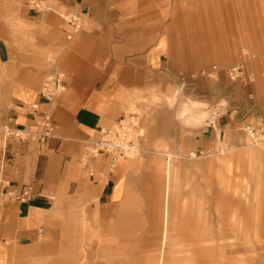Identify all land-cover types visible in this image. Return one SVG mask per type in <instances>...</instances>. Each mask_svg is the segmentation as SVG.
Instances as JSON below:
<instances>
[{"label": "crops", "instance_id": "1", "mask_svg": "<svg viewBox=\"0 0 264 264\" xmlns=\"http://www.w3.org/2000/svg\"><path fill=\"white\" fill-rule=\"evenodd\" d=\"M1 1L0 24L8 31L1 32L0 60L12 62L16 71L7 106L0 110V264H15L12 252L36 249L67 218L70 198L100 204L124 198L133 163L120 159L110 172L109 156L103 154L84 165L87 142L101 138L134 103L151 111L155 107L152 116L160 123L171 114L166 93L177 86L196 89V77L181 66L170 47L177 33L172 31L173 20L166 21L159 10L150 14L143 1L45 0L44 9L32 0ZM74 15L81 19L77 29ZM205 28L206 37H213L211 28ZM55 69L64 73L67 90L50 105L54 135L44 141L6 138L4 125H30L35 120L32 104L46 106L40 91L44 77ZM220 92L225 114L200 129L165 126L160 138H183L185 149L193 151L211 152L221 146L240 150L246 139L243 126L264 122V95L257 89L253 99L241 84L227 80ZM152 93L161 98L156 105L148 102ZM167 168L170 179V165ZM26 187L30 194L23 196ZM169 226L174 227V221L168 205L162 240L155 234L158 242L169 240Z\"/></svg>", "mask_w": 264, "mask_h": 264}, {"label": "rangeland", "instance_id": "2", "mask_svg": "<svg viewBox=\"0 0 264 264\" xmlns=\"http://www.w3.org/2000/svg\"><path fill=\"white\" fill-rule=\"evenodd\" d=\"M140 1L149 5L150 14L159 10L166 21L173 20L177 33L170 47L181 66L194 73L196 89L177 86L166 93L171 114L160 123L152 116L155 107L151 111L134 103L127 108L139 113L142 138L138 151L126 159L133 165L124 198L110 204L70 198L67 218L36 249L12 252L15 264H264L261 135L252 136L244 125L240 150L221 146L211 152L185 149L183 138H160L165 126L200 129L211 122L213 106L225 105L220 91L226 80L241 84L248 94L260 89L264 95V0H133ZM46 5L41 0L39 8ZM205 27L213 37H206ZM2 31L8 29L1 23L0 41ZM244 49L256 56L247 64L251 80L232 81L224 70L240 61ZM213 65L221 70L219 80L200 74ZM15 71L12 62L0 60V110L7 106ZM201 81L206 84L199 86ZM151 95L148 102L156 105L161 98ZM168 122L172 125H164ZM168 205L174 227L169 226L163 244L155 234L162 240Z\"/></svg>", "mask_w": 264, "mask_h": 264}, {"label": "built area", "instance_id": "3", "mask_svg": "<svg viewBox=\"0 0 264 264\" xmlns=\"http://www.w3.org/2000/svg\"><path fill=\"white\" fill-rule=\"evenodd\" d=\"M32 3L39 7L41 0H32ZM74 28L80 26L81 19L78 15L72 18ZM256 56L252 55L248 50L242 51V58L234 65L226 68L224 73L232 81H240L247 83L251 80V75L248 73L247 64ZM221 70L217 65H213L211 69H202L200 74L208 78L217 79ZM65 75L59 69H55L49 73L41 87L40 95L45 107L42 109L39 102L32 104L31 114L35 118L30 125L21 127L13 125H4L3 132L6 138L14 140L45 139L52 137L55 133V124L50 105L55 103L57 99L66 91L67 83ZM250 97H253L250 94ZM226 105H214L211 111L213 112V120L227 112ZM13 121V119H10ZM245 128L252 136L261 135L264 139V122L261 125H245ZM142 134L140 128V115L136 111L126 112L113 125L104 129L101 138L87 142L86 150L81 157L84 165H88L93 159L99 158L105 154L109 156V171L114 172L116 163L120 159L132 158L134 153L138 151L141 142ZM93 174V173H92ZM30 188L26 187L22 195L28 196Z\"/></svg>", "mask_w": 264, "mask_h": 264}]
</instances>
